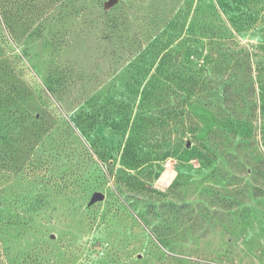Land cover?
<instances>
[{"label": "rangeland", "instance_id": "rangeland-1", "mask_svg": "<svg viewBox=\"0 0 264 264\" xmlns=\"http://www.w3.org/2000/svg\"><path fill=\"white\" fill-rule=\"evenodd\" d=\"M0 264H264V0H0Z\"/></svg>", "mask_w": 264, "mask_h": 264}, {"label": "water", "instance_id": "water-1", "mask_svg": "<svg viewBox=\"0 0 264 264\" xmlns=\"http://www.w3.org/2000/svg\"><path fill=\"white\" fill-rule=\"evenodd\" d=\"M105 198V195L103 193H96L93 201L94 202H98V201H102Z\"/></svg>", "mask_w": 264, "mask_h": 264}]
</instances>
